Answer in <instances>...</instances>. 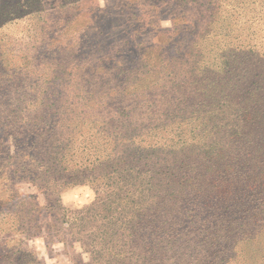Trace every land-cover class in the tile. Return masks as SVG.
Instances as JSON below:
<instances>
[{
    "label": "rangeland",
    "instance_id": "rangeland-1",
    "mask_svg": "<svg viewBox=\"0 0 264 264\" xmlns=\"http://www.w3.org/2000/svg\"><path fill=\"white\" fill-rule=\"evenodd\" d=\"M236 19L240 31L228 40L258 38L241 68L259 69L263 93L260 115L241 123L246 132L240 143L247 145L246 155L258 150L264 169V0H0V239L16 234L41 264H106V252L92 244L99 232L69 219L81 220L90 208L103 210L122 191L141 187L143 177L167 173L166 134L184 122L172 113L177 107L163 79L177 86L175 73L197 69L206 40L222 38ZM194 122L201 128L195 147L206 139L231 148L237 121ZM85 142L102 152L88 148L79 162L73 152ZM136 146L145 150L143 157H129ZM66 150L72 152L62 161L52 159ZM239 158L246 178L247 157ZM24 161L31 171L18 168ZM247 183H236L233 195L249 201ZM243 203L237 200L239 207ZM18 206L29 209V217L18 215ZM152 219L144 215L134 232L121 220L108 245L128 246L132 262L151 264L162 251L152 241ZM249 229L250 239L256 237L252 251L258 252L259 230ZM178 248L181 255L187 246Z\"/></svg>",
    "mask_w": 264,
    "mask_h": 264
},
{
    "label": "trees",
    "instance_id": "trees-1",
    "mask_svg": "<svg viewBox=\"0 0 264 264\" xmlns=\"http://www.w3.org/2000/svg\"><path fill=\"white\" fill-rule=\"evenodd\" d=\"M235 21L236 25L223 29L222 38L211 36L206 40V46L197 52V69L175 73L177 86L173 81L163 79L171 94L170 101L177 107L172 113L184 122L181 129L166 134L167 152L162 162L168 164L167 173L150 180L143 177L141 187L128 190L127 194L122 191L104 204L103 210L90 208L81 220L69 219L71 224L93 225L91 228L99 232L97 241L92 244L96 251L101 248L106 252V264H136L131 261L128 246L110 247L107 242L111 228L121 227V220L125 219L122 226L134 232L142 226L140 219L148 214H153L149 224L156 233L152 241H158L162 250L152 255L151 264H264V241H260V234L264 238V169H260L258 150L246 155L247 145L240 143L246 132L241 123L253 118V114L260 115L262 109L259 69L248 71L241 68L242 63L249 60L247 49L253 52L259 46V40L255 37L249 41L238 40L235 44L228 40V34L240 31L237 19ZM195 73L198 75L189 76ZM202 118L216 124L237 121L229 136L231 148L217 140L203 143L207 142L206 139H200L201 146L195 147L193 140L201 128L194 121ZM39 138L44 140V133L39 134ZM80 146L79 152L77 149L73 153L75 160L84 162L88 148L92 152L96 147H88L86 142ZM238 147L241 153H236ZM70 149L75 150L76 147ZM134 150L128 152L129 157L135 153L141 157L145 155V150L138 146ZM95 151L98 154L102 152L101 149ZM70 152L66 150L51 157L62 161ZM241 154L247 157L242 160L249 168L246 178L241 168ZM164 163L156 162L161 167ZM18 166L25 172L32 170L28 161ZM244 181L248 182L246 187L251 193L249 201L245 194L233 195L235 184ZM237 200L244 201L241 207ZM15 210L18 215L29 217V209L18 206ZM125 210L127 214L122 218ZM253 225L259 230L258 252L252 251L254 245L251 242L256 237L250 239L249 228ZM243 233L245 237H242ZM200 238V243L193 242V239ZM244 240H249L247 243L251 245L239 249L241 242L247 245ZM22 245L23 240L14 233L0 239V264H41L36 262V252L22 248ZM176 245L187 248H182L179 255ZM95 253L101 257L100 252Z\"/></svg>",
    "mask_w": 264,
    "mask_h": 264
}]
</instances>
